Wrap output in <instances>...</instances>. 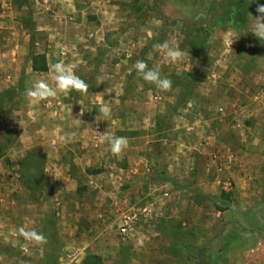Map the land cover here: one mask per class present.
Segmentation results:
<instances>
[{
	"label": "rangeland",
	"instance_id": "374dc122",
	"mask_svg": "<svg viewBox=\"0 0 264 264\" xmlns=\"http://www.w3.org/2000/svg\"><path fill=\"white\" fill-rule=\"evenodd\" d=\"M258 4L0 0V264H264ZM166 40L180 60L153 47ZM36 56L47 72L33 70ZM61 60L88 92L29 103L26 86L55 87L49 66ZM137 60L171 90L139 77ZM109 127L128 139L119 157L94 141ZM120 169L132 173L107 176ZM127 216L136 218L124 235ZM21 227L47 242L25 241Z\"/></svg>",
	"mask_w": 264,
	"mask_h": 264
},
{
	"label": "clouds",
	"instance_id": "9594fccd",
	"mask_svg": "<svg viewBox=\"0 0 264 264\" xmlns=\"http://www.w3.org/2000/svg\"><path fill=\"white\" fill-rule=\"evenodd\" d=\"M257 12L259 13L258 16H253L251 14L255 18V22L251 27V33H253L261 42H264V5L258 4ZM153 47L162 52L165 57L172 62L180 60L184 55V53L173 47L167 40L163 43L156 44ZM133 67L139 77L147 83L154 84L158 90H171V80L167 77H162L158 68H149L148 64L143 60H137ZM49 71L55 73V87H52L47 81L42 79L34 81L31 85L26 86L24 91V96L29 103H36L48 100L49 98H55L58 93L67 94L74 91L80 94H86L88 92L89 85L75 74L70 65H66L62 60L51 64L49 66ZM116 102L117 97L114 102L111 103ZM98 111L105 117L104 120L107 121V118L110 116L109 107L101 104L98 107ZM83 114L84 113L81 112L80 115L82 116ZM96 119L97 122L101 121L98 118ZM77 122H79V119ZM97 134L98 143H107L113 156L119 157L128 146L127 137L116 136L110 131V127L105 132H97ZM19 234L25 241L34 242L37 245L47 242V238L42 232L26 230L24 227H21L19 229Z\"/></svg>",
	"mask_w": 264,
	"mask_h": 264
},
{
	"label": "crops",
	"instance_id": "0c3cea01",
	"mask_svg": "<svg viewBox=\"0 0 264 264\" xmlns=\"http://www.w3.org/2000/svg\"><path fill=\"white\" fill-rule=\"evenodd\" d=\"M1 17V16H0ZM3 17V16H2ZM4 57H5V55L4 54H1L0 53V59H4ZM21 57H19V58H17L16 57V53L15 52H13L11 55H9V58H7L8 59V62L9 63H15V62H17V60L18 59H20ZM20 79V76H16V75H10L9 77H8V79H7V82L9 83V82H13V81H18ZM14 83V82H13ZM80 110L82 111V108L80 107V105L79 104H77V103H75V111H77V112H80ZM76 125H77V127H78V130L80 131V130H84V128L86 127V125H85V123H84V121L83 120H79V122H76ZM99 129H100V127H98ZM77 136H75V138H76ZM95 140L94 141H96V140H98V138H94ZM80 142L81 143H83V144H86L87 142H84V141H82V140H80ZM98 143V142H97ZM133 142H131V144H132ZM78 160H81L80 158H78V157H76ZM76 159V160H77ZM75 160V161H76ZM76 165H78V164H76ZM131 173H132V171H129V170H124V169H120L119 170V174H118V172H110L107 176H109L110 178H114V177H116V176H120L121 177V179L123 180L124 178L126 179V178H128L130 175H131ZM135 173V172H134ZM90 183H93V182H90ZM94 184V183H93ZM238 231H240V233H241V229L239 228V230ZM258 235H260V233L259 232H255V233H253V234H251L250 233V231H248V238H251V237H256V236H258ZM254 251H256V249L254 248L253 249V252Z\"/></svg>",
	"mask_w": 264,
	"mask_h": 264
},
{
	"label": "trees",
	"instance_id": "16d2710c",
	"mask_svg": "<svg viewBox=\"0 0 264 264\" xmlns=\"http://www.w3.org/2000/svg\"><path fill=\"white\" fill-rule=\"evenodd\" d=\"M40 58H41V56L40 57L36 56L33 59V70L36 71V72H47L48 71V67L45 64V62L43 63L40 60ZM40 65H42V66H40ZM90 260H93V262L89 261V262H86L85 264H101V260L98 257L92 256Z\"/></svg>",
	"mask_w": 264,
	"mask_h": 264
},
{
	"label": "built area",
	"instance_id": "2783aa9c",
	"mask_svg": "<svg viewBox=\"0 0 264 264\" xmlns=\"http://www.w3.org/2000/svg\"><path fill=\"white\" fill-rule=\"evenodd\" d=\"M135 218H136V216H127L126 217L125 226L122 229V232H123L124 235H126L129 232L130 226H131V224H132V222L134 221Z\"/></svg>",
	"mask_w": 264,
	"mask_h": 264
}]
</instances>
